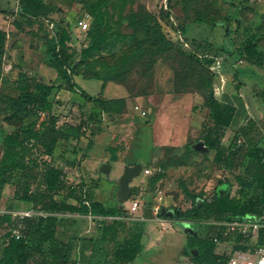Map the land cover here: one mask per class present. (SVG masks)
<instances>
[{
	"label": "rangeland",
	"instance_id": "1",
	"mask_svg": "<svg viewBox=\"0 0 264 264\" xmlns=\"http://www.w3.org/2000/svg\"><path fill=\"white\" fill-rule=\"evenodd\" d=\"M43 1L48 6V13L40 20H34L32 25H29L26 19L19 14L18 0L0 1V28L6 30L8 35L4 65L0 71V76L8 79L11 83L24 74V69L25 72L29 70L30 62L36 64L49 53V49L54 50V47H57L58 30L61 28L67 29L71 34L69 46L71 52L76 53L75 61L81 59V50L91 43L89 29L83 30L79 27L78 21L86 18L87 14L92 16L91 6L99 0ZM166 2L186 26L185 36L187 38H196L205 44L207 41L212 42L215 48H219L218 45L224 42L232 44V41L237 47H242L250 40L256 44L261 54L258 64L238 60L225 53H214L209 48L204 50V53L208 55L207 61H212L211 64L208 63V67H202L189 61L190 56L186 55L178 46H173L167 51L159 53L151 39L152 33L147 31V26H152V30L155 28L154 21L149 16L150 14L159 16ZM112 4L113 0H107V5L102 8L105 12L104 28L109 36L108 43L98 51L84 57L73 69L71 65L67 67L73 72L80 71L86 76L102 78L104 82L103 95L115 102H120L127 96L150 94L156 84L157 66H159V73L162 71L158 82L160 84L161 79V86L164 90L172 86L170 73L173 71L172 68L178 71L185 68L188 74L192 73L185 82L187 83L185 90L192 94V106L194 108L190 111L186 103L187 97L182 96L165 101V110L163 111L168 109L167 112L169 113H163L164 116L163 114L158 115L155 122V111L151 110L150 112L149 110L145 116L146 121L138 125L137 141L129 143L131 149L127 150L124 164L114 163L110 175H104L98 171L101 187L106 191L113 192L115 186L113 181L122 175L125 165L140 158L145 165L153 158L154 163L147 164L145 168L150 171L148 176L154 174L157 166L164 165L166 168L175 166L171 168V177L168 182L161 184V187L165 192L164 196L169 199L170 209L172 208L176 212L186 210L192 201L187 196L180 201L176 198L179 194H183L179 185L181 180H185L187 186L195 194L204 192L207 196H211L222 185L229 183L232 194H235L238 189L235 177L243 172V166H238L234 171H230L215 164V151L196 149L191 152L186 151L185 145H179L172 152L165 150L164 147L155 149L153 142L157 139V134H161L169 126L171 132L175 127L177 135L183 133L186 136V128H184L186 120L190 125L187 142L198 141L201 138L204 129L211 124L203 93L204 79L208 72H214L217 76L227 73L229 75L227 77L229 80L227 91L232 93L236 91L234 84H238L239 81L243 82L252 103L246 108V111H242L235 128L242 126L239 138L242 140L241 143L244 144L245 149L261 142L264 135V0H134L120 13L113 11ZM132 13L137 15L135 24L130 26L128 18ZM211 20L217 21L215 28L212 26ZM196 21L206 23L195 24ZM13 23L19 24V30L14 29ZM225 37L230 38V40L226 41L223 39ZM222 55L225 59H219L216 63V57ZM19 59H22L25 65L20 64ZM12 63L17 65V69L19 67L22 70L12 72ZM47 71L50 74L55 73V70L51 68ZM78 82L93 95L101 89V82L98 80H89L86 83L78 80ZM183 86L184 82L179 81L178 87L182 88ZM13 89L0 93V162L4 157L3 141L6 134L14 131L15 128L25 126L29 122H40L42 119V117L38 118L28 108L24 109L16 103L17 95ZM67 107L62 111L59 110L71 115L72 111ZM14 112H17V116L12 119L11 116ZM169 114H171V125L167 122ZM232 133V131H228L224 144L230 143ZM102 152L100 146L94 147L92 151L96 155H100ZM91 160L92 158L89 157L84 163L87 165ZM159 161L161 162L160 165H158ZM178 166L181 168L174 169ZM40 175V172L27 168L16 172L13 183L11 181L0 190V215L8 214L13 218L14 213L30 208L23 206L22 202L17 200L15 191L19 190V195L22 196L25 188L29 185L35 190L41 180ZM143 177L141 174L136 178L135 183ZM223 190H227L226 186ZM153 194L152 192L147 194L146 200L153 197ZM131 201V198L128 199L125 206L130 208ZM147 204L142 206L144 211H147ZM263 220L261 216L249 215L246 217V221L252 225L261 224ZM11 222L16 221L11 219ZM11 222L0 225V260L10 238ZM186 222H191L193 225L200 224L188 218H172L168 222L169 228L163 233L157 229L156 221H149L146 229H144L145 233H148L143 238L145 248L138 258L130 264L177 263L181 256L180 250L187 242L186 231L188 226ZM208 226L209 224L201 225L203 235H205ZM40 259L39 256L37 259V255H34L28 264H41L38 262ZM190 260L192 261L189 257L188 262ZM183 261L186 259L184 258Z\"/></svg>",
	"mask_w": 264,
	"mask_h": 264
},
{
	"label": "trees",
	"instance_id": "2",
	"mask_svg": "<svg viewBox=\"0 0 264 264\" xmlns=\"http://www.w3.org/2000/svg\"><path fill=\"white\" fill-rule=\"evenodd\" d=\"M133 1L113 0L111 7L114 12L120 13ZM18 3L19 14L26 19L29 25H32L34 20H40L48 13V6L43 0H18ZM166 4L167 8L163 7L159 16L151 14L149 16L154 21L155 30H152V26H147V31L150 34L152 33L151 39L159 53H163L173 46H178L186 55L190 56L189 61L202 67H208V63L211 64L212 61H207V57L200 58L196 51L205 54L204 50L209 48L214 53L233 55L234 52H229L224 47L215 48L212 42L207 41L205 44L200 40L187 38L185 36L186 26L183 25L167 2ZM105 5H107V0H99L91 6L93 17L91 22V26H93L89 28L91 43L81 50V59L75 61L77 58L76 53L71 52L69 46L71 34L67 29L61 28L58 30L57 47H54V50L49 49L50 64L57 69L60 76L67 81L71 89L78 92L85 100L95 102L102 112H122L126 107L125 99L115 102L104 98L102 95L99 97L91 96L78 85L71 83L69 73L71 70L67 72V68L70 67L68 65H71L73 69L84 57L98 51L108 43L109 36L104 28L105 12L102 9ZM136 15L132 13L129 16L130 26L135 24ZM210 22L214 28L217 26L216 20H211ZM203 23L206 22H195V24ZM19 27V24L16 23L18 30ZM179 32L184 34L186 40L192 45L193 50L186 49L183 46L177 35ZM7 36V32L0 30V71L3 68ZM235 53H237L238 60L241 59L254 64L259 61L261 56L256 44L250 40L242 47H236ZM172 70L174 74V92L188 93L185 90L187 86L185 82H187L189 75H192V73L188 74L185 68L180 71L175 68H172ZM76 72L82 73L80 71ZM82 74L86 76L84 73ZM216 76L214 72H208L204 79L203 93L209 110L211 124L204 129L199 140H203L210 150L215 151L214 162L216 165L230 171H234L238 166H243V172L235 177L238 184L235 194H232L229 181L230 186H228L226 191L218 189L211 196H207L204 192L192 193L186 183L182 181L180 185L183 192L192 200L193 204L191 208L177 214V218H188L204 223V221L210 220L215 222H243L249 215L264 217V135L260 143L248 149L243 147L244 144L238 143L242 126L236 129L235 125L239 121L242 111L246 110L239 95L234 96L237 99L235 100L236 102L220 98L216 90ZM86 77L102 80L98 76ZM179 81L184 82L182 88L178 87ZM234 85L235 89L238 90L239 84ZM11 88H14L13 91L17 95L16 103L19 106L24 109L28 108L38 118L37 110H43L46 112V117L42 118L40 122H29L25 126L15 128L14 131L6 134L3 141L4 157L0 162V190L6 184L11 183V181L13 183V177L16 172L27 168L40 172L41 180L34 191H31L30 185L27 186L22 196L19 195V190H16L15 197L17 200L30 202L34 207H40L50 212H70L84 215H115L124 212L116 208H106L99 202L83 199L82 189L81 194H79L77 189L67 184L65 172L51 167L50 163L46 162H42L39 168L40 165L37 164V161L31 159L34 148L41 153L53 154L58 141L68 138L70 135L81 134L79 126L89 123L90 118L82 119L78 127L60 129V127L56 126L57 119L52 115L53 106L49 101V97L55 88L53 84H46L37 79L23 77V74L12 83L0 76V93ZM16 116L17 112H14L11 118L15 119ZM228 131L233 132L232 138L230 143L224 144ZM190 144L189 142L187 148L195 151ZM174 148L167 147L170 151H173ZM164 175L163 172H159L150 177V191L154 190V186ZM219 182L222 184L221 181ZM42 185H44V188H42ZM60 193H65L66 197L73 198L78 203L71 204L55 200L54 196ZM198 199H200L199 202H197ZM86 202L89 203L87 204ZM148 207L147 211H150ZM47 220L48 218H39L27 221L24 231L25 237L21 239L10 237L8 239L0 264H28L34 255L41 258L39 260L41 264H69V248L66 244L61 247L57 245V239L54 237V222L52 220L47 222ZM8 222H11L10 215H0V225ZM124 226L125 222L121 220H115L113 223L104 226L102 239L106 240L108 237L115 239L120 229ZM210 229L206 235L191 236L188 239L186 248L183 250V254L190 256L195 264H227L231 256L240 253L244 254L247 250L255 248L262 243V228H253L249 236H243L237 232L225 233L226 227L222 225H213L212 229ZM142 248L141 232L139 230L131 231L118 244L113 259L108 263L130 264L142 251ZM193 249L198 250L197 256L191 254L190 251Z\"/></svg>",
	"mask_w": 264,
	"mask_h": 264
},
{
	"label": "crops",
	"instance_id": "3",
	"mask_svg": "<svg viewBox=\"0 0 264 264\" xmlns=\"http://www.w3.org/2000/svg\"><path fill=\"white\" fill-rule=\"evenodd\" d=\"M1 1H6V0H1ZM12 26H14V29H16V25L14 23ZM0 30L3 29L0 28ZM3 31L6 32V30ZM13 31L14 30H12V32ZM223 39H225L226 41L230 40V38L228 37H225ZM218 46L224 47L229 52L231 51L234 52L232 56H230L227 53L225 54H227L229 57L237 58V53H235V49L237 46L235 45L234 41H232V44H229L228 42L227 43L224 42L223 44H220ZM50 58L51 57L49 56V53H47V55L44 56V58L39 62L37 61L36 64L30 62V66L28 68L29 70H27V72H25V69L23 70L24 71L23 77L37 79L43 83L53 84L55 86L49 97V101L52 103L53 106L52 115L55 116L56 119L58 120L60 116L66 113L61 111L65 109L66 106H68L69 108L67 107V109H70L72 111L71 115L74 118L70 122L64 123L60 127V129L66 127L67 128L78 127L82 119L85 120L88 118H90L89 123L92 124V127H89L88 125L89 123H84L81 126H79L81 130V134L76 136L70 135L68 138H63L60 141H58V143L55 146L53 154H50L53 158V161L50 163V166L65 172L67 184L71 185L72 188L77 189V192L79 194H81L80 192L82 189L83 199L92 202H99L103 204L106 208H116L124 212L117 213L115 215H92V214L84 215V214L70 213V212H50L41 209L40 207H34V205L30 202H24V201H20V202H22V205L25 207L34 208L35 210H42L49 213L47 222L50 220L54 222V237L57 239V245L61 247L64 244H66L69 248V259H70L69 264H107L110 260L113 259L114 252L118 244L126 237V235L129 232L135 230H139L142 234L143 248L142 251L138 254L139 256L145 248L143 243V238L144 235L147 236L148 233H145L146 231L144 229H146V225L149 223V221L152 220L156 221L157 229H159V232L164 233V231H166L169 228L168 222L172 218H177V214H179L180 212L186 211L187 209L191 208L193 203L192 201H190L191 204H188V208L186 210H181L176 212L175 210H172V208L170 209L169 199H167L166 196H164L165 192L162 189L161 184H163L164 182L165 183L168 182L169 178L171 177L170 174L172 170L171 168L175 166H169L166 168L164 165H160L161 162L159 161L158 165L160 166L155 167L154 174L148 176L150 171L146 173V170L149 169H145V168L147 164L154 163L153 158L150 159L149 163L145 165L144 163H142L141 158L137 159L134 162H131L128 165H125L122 175H120L118 179L113 181L115 184L113 190L114 194L113 192L106 191L101 187L98 171H100L104 175H110L114 163H117L118 165L124 164L125 156L127 155V150L129 148L131 149L129 143L137 141L138 125L146 121L145 116L147 115V112L149 110L150 112L151 110L155 111V116H154V122H155L158 119V115L163 113H169L167 112L169 111L168 109L167 111H163L165 110V104H164L165 101H168V99L173 97L177 98V97L186 96L187 97L186 103L191 111L194 108L192 106L193 96L191 93L174 92L173 71L172 72L170 71L172 86L167 88L168 90L167 89L164 90L161 86V82H162L161 79H160V84L158 82V79L160 78L162 71L159 73V66H157L156 69L157 75L155 82L156 84L154 90L150 94L137 95L134 97L127 96L126 98H124L126 107L122 112H115V111L102 112L95 102H90L85 100L78 94V92H76L74 89H71L68 86L67 81L64 80L60 76L57 69L50 64ZM219 58L220 60L225 59L223 55L220 56ZM19 63L25 65L22 59L21 60L19 59ZM16 66H17L16 64L12 63V72H14V70L15 71L22 70L19 67L17 69ZM49 68L54 69L55 73L53 72L54 74H50L47 71V69ZM68 70L70 69L68 68ZM69 73H70L71 83L78 85L88 94L90 93L87 91L86 87L80 85L78 80L83 81V83H86L89 80L100 81L101 82L100 91H97V94L95 95L93 94L90 95L95 97H99L102 95L104 98L109 99L105 95H103L104 86H103V81L101 79L89 78L84 76L82 73H77L72 71H70ZM228 76L229 75L227 73H223L221 75L219 74L218 76H216V83H215L216 90L220 98L225 100L235 101L237 99L234 96L239 95L242 99V103L244 104V109L246 110V108L252 103L251 97L248 96L246 93L245 90L246 87L244 86L243 82L239 81L238 84L240 87L238 90L235 91V93L227 91L228 82H229L227 78ZM18 78L19 77H17V79ZM59 109H61V111ZM171 114H169V120L167 121L169 122L170 125H171L170 123ZM56 126H57V122H56ZM189 127L190 125L188 123V120H186L184 124V128H186L185 130L186 136H184L183 133L177 135V133L175 132V127H173L174 130L172 132L170 131L171 128L170 126L166 127L165 130L161 132V134L159 135L157 134V139L154 140L153 147L155 149L164 147V149L167 151H168L167 147H175L174 150L172 151L174 152L176 150V146L185 145L186 151L192 152V150H189L187 148V145L189 144V142H187ZM199 142L204 143L203 140L190 142L191 148L193 150H196L195 146ZM204 145L205 147H207L206 150H210L205 143ZM96 146L102 147L103 152L100 153V155H96V153L95 154L92 153L93 148ZM89 157L92 158V160L89 162V164L86 165L84 162ZM136 165H141V170L129 184V186L132 188V192L129 199L131 198L133 201L134 199L139 197L140 193H146L147 195L152 192L154 193L153 197L147 198L146 200V204L148 203L146 207L148 206L150 207L152 203L159 202L158 196H162V200H161L162 210L158 214H155V212L149 208L150 211H144L142 209H139L136 212H133L131 215H129L131 208L125 206V203L128 200L121 201V199L119 198L121 178L124 176L128 168H133ZM179 168L181 167L178 166L174 169H179ZM159 172H163L165 175L160 181L156 183V185L154 186V190L150 191L149 189L150 177ZM141 174H143L144 177L139 182L135 183L136 178H138ZM182 181L185 182V180H181L180 183ZM224 186L228 188L229 185H222L218 189L222 190ZM42 188H44V185H42ZM188 189L192 193H194L189 187ZM31 191H34V189L31 188ZM146 197L147 196H145V198ZM184 197H186V195L183 192V194H179V196H177L176 198L180 201ZM54 199L59 202L63 201L71 204L78 203L77 200L66 197L65 193L56 194L54 196ZM199 201L200 199L197 200V202ZM149 202L151 203L149 204ZM126 210L128 211L125 212ZM170 210L176 213L175 217H169L167 215V212ZM11 219L13 218L11 217ZM29 220H33V219H25L24 223L27 225V221ZM115 220H121L125 222V226L120 229V232L115 239H113L112 237H108V239L103 240L102 235H103L104 226L113 223ZM179 220L181 221V219ZM243 222L248 223L246 221V218ZM186 223L188 226L186 231L187 242L180 250L181 256L179 257L177 263L195 264L193 260L192 261L190 260L188 262L190 256L184 255L183 250L186 248L188 239L191 236H198L199 234H203V231L201 230L202 229L201 225L203 222L194 225L191 222L190 223L186 222ZM203 224H209L205 235L208 233L210 228L212 229L213 225L225 226L226 227L225 233H232L228 231L226 222H215L210 220V221H204ZM196 250L197 249L191 250L190 251L191 254H195ZM138 256L136 257V259L138 258ZM195 256L197 255L195 254ZM184 258L186 259V261H183ZM38 262L40 263L39 260ZM177 263L174 262L173 264H177Z\"/></svg>",
	"mask_w": 264,
	"mask_h": 264
},
{
	"label": "built area",
	"instance_id": "4",
	"mask_svg": "<svg viewBox=\"0 0 264 264\" xmlns=\"http://www.w3.org/2000/svg\"><path fill=\"white\" fill-rule=\"evenodd\" d=\"M164 7L167 8V4H165ZM92 20H93V17L90 14H87L86 18H83L78 21V25L83 30H88L91 26ZM177 35L186 49L193 50L192 45L190 44L189 41L186 40L184 34L179 32ZM196 53L198 54L200 58L208 57L207 54H202L199 51H196ZM219 59H220L219 57L218 58L216 57L215 59L216 63ZM37 114L39 117H42V118L46 117V112H44L43 110H37ZM73 119L74 118L72 115L64 114L60 116L59 119L57 120V127L59 128L64 123L70 122ZM88 125L89 127H92L91 123H89ZM241 141L242 140L239 139L238 143L241 144ZM31 159L37 161V164L40 165L39 168L41 167L42 162L51 163L53 161L52 156L45 154V153H41L36 148L32 150ZM148 172L149 170H146V173ZM145 196H146V193H140L139 197H137L131 202V205H130L131 210L129 212V215H131L133 211H137L139 209L144 210L142 206L144 207V205H146ZM158 200L159 202L152 203L150 206V209L154 211L155 214H158L162 210V203H161L162 196H158ZM86 203L88 204L89 202H86ZM13 215H14L13 220H15L16 222L14 223L11 222L10 237H14L16 239H21L25 237V233H24L25 228H26V224L24 223L25 219L35 220L39 218L45 219L49 217V213L42 211V210H35L34 208L18 211L14 213ZM226 226L228 227L229 232L239 231L238 233L242 234L243 236H249L253 228L263 229V238H262L261 244L257 245L255 249L247 250V252H245L244 254L240 253V254L231 256L227 264H264V220L262 221L261 224H258V225H252L250 223H245V222H226Z\"/></svg>",
	"mask_w": 264,
	"mask_h": 264
},
{
	"label": "water",
	"instance_id": "5",
	"mask_svg": "<svg viewBox=\"0 0 264 264\" xmlns=\"http://www.w3.org/2000/svg\"><path fill=\"white\" fill-rule=\"evenodd\" d=\"M207 147H205L203 142H199L195 149L199 150H206ZM141 170V165H136L133 168H128L124 174V176L120 180V189H119V198L121 201H127L131 195L132 188L129 186L130 182L133 180V178L139 173ZM167 215L169 217H175L176 213L172 210L167 212ZM198 250L195 251V254L197 255Z\"/></svg>",
	"mask_w": 264,
	"mask_h": 264
}]
</instances>
